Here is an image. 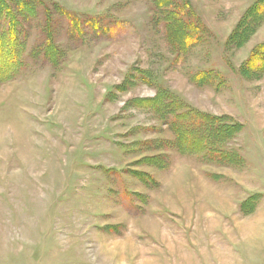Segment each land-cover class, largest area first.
Returning <instances> with one entry per match:
<instances>
[{"label":"rangeland","instance_id":"374dc122","mask_svg":"<svg viewBox=\"0 0 264 264\" xmlns=\"http://www.w3.org/2000/svg\"><path fill=\"white\" fill-rule=\"evenodd\" d=\"M5 1L0 264H264L258 0Z\"/></svg>","mask_w":264,"mask_h":264},{"label":"trees","instance_id":"16d2710c","mask_svg":"<svg viewBox=\"0 0 264 264\" xmlns=\"http://www.w3.org/2000/svg\"><path fill=\"white\" fill-rule=\"evenodd\" d=\"M169 3L170 2L168 0H157L156 6L157 8H159L160 12H163L164 10L162 9V6L165 4L169 5ZM4 10H7L6 1L0 0V17ZM170 15L171 16L169 17V19L164 18V20H166L165 21L166 26L168 25L167 27L171 29L170 31H172L173 28H178V30L176 31L177 33L174 34L176 35V37H180L183 34L182 35L183 40L181 42V45L183 46L184 50H188L198 41V36H196L195 34V32L197 31V27L194 24H189L184 22L183 20L176 19L174 17V12L171 13ZM263 17H264V0H258L252 6L249 7L248 11L242 17L236 29L229 36L227 45L230 48H240L243 44L246 43V41L252 35V31L255 27V26L253 27V25L255 24V22L262 21ZM11 42L13 43V41ZM174 44L177 48H179L177 43L174 42ZM0 48H2L1 43H0ZM1 52L2 49H0V54ZM7 54L10 55L11 53L7 52ZM9 58H10L9 61L10 63L14 62L15 59L11 55ZM240 74L244 77H253V78H257L262 74H264V43L257 45L255 48H253V50L249 55V58L240 67ZM182 116L186 117L187 114ZM201 121L207 122L210 125V126L209 125L206 126L208 128V131H210V135H211L210 137H213L210 138V140H214V137H216V135L219 136L220 138L229 136L232 133H234L236 127L235 125H229L226 126V128L212 127L215 123H217L216 122L217 119H212V120L202 119Z\"/></svg>","mask_w":264,"mask_h":264}]
</instances>
